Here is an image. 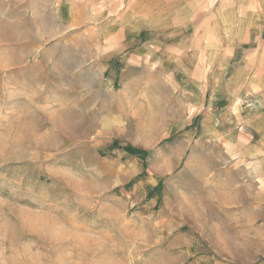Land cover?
I'll return each mask as SVG.
<instances>
[{"label":"rangeland","instance_id":"374dc122","mask_svg":"<svg viewBox=\"0 0 264 264\" xmlns=\"http://www.w3.org/2000/svg\"><path fill=\"white\" fill-rule=\"evenodd\" d=\"M54 5L0 0V264H264V214L224 215L207 150H177L197 111L168 87L180 74L108 65Z\"/></svg>","mask_w":264,"mask_h":264},{"label":"crops","instance_id":"0c3cea01","mask_svg":"<svg viewBox=\"0 0 264 264\" xmlns=\"http://www.w3.org/2000/svg\"><path fill=\"white\" fill-rule=\"evenodd\" d=\"M54 3L63 14L70 10L71 23L95 27L108 65L116 57H142L158 60L162 73L180 74L171 75L168 87L181 90L183 116L192 115L193 107L197 111L192 126L179 135L177 150H207L208 176L213 175L208 192L211 188L217 192L214 201L224 215L240 219L244 225L262 220L264 0ZM249 97L257 100L254 107L242 103ZM193 141L192 146L187 145ZM173 213L168 217L174 220ZM171 219V230L179 231V239H195L180 224L174 227ZM193 240L179 246L193 247Z\"/></svg>","mask_w":264,"mask_h":264}]
</instances>
